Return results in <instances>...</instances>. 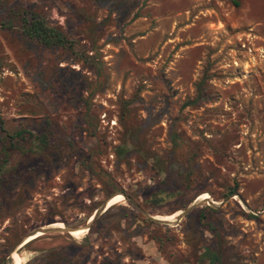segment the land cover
Instances as JSON below:
<instances>
[{
    "label": "rangeland",
    "instance_id": "rangeland-1",
    "mask_svg": "<svg viewBox=\"0 0 264 264\" xmlns=\"http://www.w3.org/2000/svg\"><path fill=\"white\" fill-rule=\"evenodd\" d=\"M0 264H264V0H0Z\"/></svg>",
    "mask_w": 264,
    "mask_h": 264
},
{
    "label": "trees",
    "instance_id": "trees-1",
    "mask_svg": "<svg viewBox=\"0 0 264 264\" xmlns=\"http://www.w3.org/2000/svg\"><path fill=\"white\" fill-rule=\"evenodd\" d=\"M24 24V34L36 41L43 48H51V47H62L64 44H67L64 36L57 31L56 29L45 25L42 20L35 17L34 15H30V18L23 17ZM3 28L10 29V25H4ZM201 91L200 89L197 91L196 100H200Z\"/></svg>",
    "mask_w": 264,
    "mask_h": 264
},
{
    "label": "water",
    "instance_id": "water-1",
    "mask_svg": "<svg viewBox=\"0 0 264 264\" xmlns=\"http://www.w3.org/2000/svg\"><path fill=\"white\" fill-rule=\"evenodd\" d=\"M103 206L105 208V204H104V205L101 206L100 209H103ZM96 213H97L96 211L93 213V215L90 217V220H92L94 218V216L96 215ZM82 242H85V239H82Z\"/></svg>",
    "mask_w": 264,
    "mask_h": 264
}]
</instances>
